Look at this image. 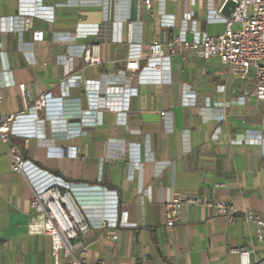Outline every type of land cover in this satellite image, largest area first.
Here are the masks:
<instances>
[{"label": "crops", "instance_id": "1", "mask_svg": "<svg viewBox=\"0 0 264 264\" xmlns=\"http://www.w3.org/2000/svg\"><path fill=\"white\" fill-rule=\"evenodd\" d=\"M145 1L0 0V117L23 111L18 84L32 99L48 96L43 111L13 125L24 174L11 171L0 140V264H54L50 237L34 232L43 222L32 207L51 188L68 191L89 220L76 251L89 264H240L236 249L264 264L252 223L231 224L202 207H187L186 221L172 228L164 219L177 194L264 218V101H241L220 59L191 54L141 64L126 83L137 88L129 112L124 87L108 86L154 41L223 34L227 0H196L188 23V0H152L151 8ZM25 17L31 28L17 31ZM92 46L101 63L89 66L83 57ZM123 213L133 226L119 225Z\"/></svg>", "mask_w": 264, "mask_h": 264}, {"label": "built area", "instance_id": "2", "mask_svg": "<svg viewBox=\"0 0 264 264\" xmlns=\"http://www.w3.org/2000/svg\"><path fill=\"white\" fill-rule=\"evenodd\" d=\"M191 9L185 13V22L193 21L194 6L196 0H188ZM236 7L230 17H220L219 21L224 23L226 29L219 36H208L196 34L192 40H187L182 35L176 36L170 41L153 43L141 48V55L136 59L127 61L126 71L122 72L115 83L108 86L124 87L125 100L123 109L130 111V97L136 96L137 88L127 86L131 77L137 76L141 71V64L145 62H161L173 56L184 57L188 54L199 59L209 61L218 58L226 65L232 76L236 79L241 101L255 100L264 101V0H232ZM145 4L151 8L152 0H146ZM32 17L22 18L17 26V31H27L32 26ZM12 30V28L10 29ZM35 39H42L41 33L35 34ZM97 47H89L84 54V62L93 66L101 63ZM31 65L35 64L31 53H26ZM21 98L24 103L22 112L0 117V140L7 147L11 159V171L15 174H24L26 161L23 154L15 143L16 135L13 125L16 120L24 115L36 116L43 111L48 104V96L43 95L32 99L27 93L24 83L18 84ZM194 98L189 97L187 104L193 103ZM3 96L0 87V104ZM165 118L167 113H161ZM102 120H94L93 124L100 125ZM151 189H145L143 195L149 197ZM32 207L41 215L43 222L41 230L35 229V233H43L51 239V255L54 264H89L86 260V251L76 257V251L80 248L77 244L79 237L90 230L89 220L77 209L70 193L58 188H51L43 193L36 194ZM187 207L211 208L220 216L226 217L233 224L239 219L252 223L256 227V236L259 241L264 242V218L256 212H241L236 207L224 200H208L197 196L177 194L164 204V219L169 228L183 224L186 221L185 213ZM120 226H133L128 222V214L123 213L120 218ZM100 228L106 230L107 224L102 221ZM117 240L116 235H111ZM239 256L240 264H252V251L236 249L233 251ZM96 264H105L98 262Z\"/></svg>", "mask_w": 264, "mask_h": 264}, {"label": "water", "instance_id": "3", "mask_svg": "<svg viewBox=\"0 0 264 264\" xmlns=\"http://www.w3.org/2000/svg\"><path fill=\"white\" fill-rule=\"evenodd\" d=\"M236 4L232 0H227L221 10V14L225 17H230L233 10L235 9Z\"/></svg>", "mask_w": 264, "mask_h": 264}]
</instances>
